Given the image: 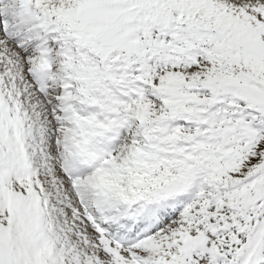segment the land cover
<instances>
[{
	"label": "snow or ice",
	"instance_id": "1",
	"mask_svg": "<svg viewBox=\"0 0 264 264\" xmlns=\"http://www.w3.org/2000/svg\"><path fill=\"white\" fill-rule=\"evenodd\" d=\"M0 264H264V0H0Z\"/></svg>",
	"mask_w": 264,
	"mask_h": 264
}]
</instances>
